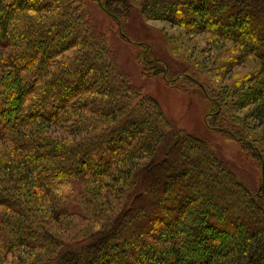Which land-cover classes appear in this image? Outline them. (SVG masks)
Instances as JSON below:
<instances>
[{"label":"trees","instance_id":"1","mask_svg":"<svg viewBox=\"0 0 264 264\" xmlns=\"http://www.w3.org/2000/svg\"><path fill=\"white\" fill-rule=\"evenodd\" d=\"M133 1L149 19L233 42L239 62L257 59L239 97L264 124V0ZM126 80L72 0H0V264H264V188L249 192L208 142L173 131ZM216 114L211 128L263 161ZM27 180L68 239L16 193ZM69 218L92 229L73 232Z\"/></svg>","mask_w":264,"mask_h":264},{"label":"rangeland","instance_id":"2","mask_svg":"<svg viewBox=\"0 0 264 264\" xmlns=\"http://www.w3.org/2000/svg\"><path fill=\"white\" fill-rule=\"evenodd\" d=\"M72 1L89 24L104 36L126 81L133 90L160 105L173 131H185L208 142L252 194L258 193L261 186L264 188V124L250 119L255 106L245 105L239 97L242 92L239 86L259 72L257 59L252 57L239 62V49L233 42L208 32L191 33L165 21L149 19L142 13L139 2L133 0H124L127 6L117 3L118 0H107L120 15L121 23L102 8L100 0ZM42 19L37 18L38 21ZM213 97L219 100L222 108ZM216 113L220 116L216 125L223 121L231 129L240 126L256 143L263 161H259L248 147L211 128L208 121L215 124V120L210 119L217 116ZM4 152V145H1L0 159ZM17 187L20 189L16 193L32 214L36 212V217L43 219V224L51 231L68 239L67 230L49 223L51 204L46 194L29 180L20 182ZM71 226L73 232L92 229L91 223L80 222L77 218H69L68 225L63 227ZM7 261L18 263L11 256H7Z\"/></svg>","mask_w":264,"mask_h":264}]
</instances>
